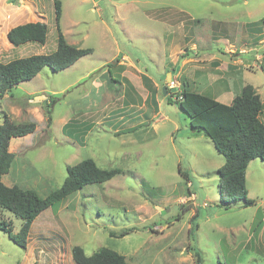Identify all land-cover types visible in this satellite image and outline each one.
Segmentation results:
<instances>
[{
	"label": "rangeland",
	"instance_id": "obj_1",
	"mask_svg": "<svg viewBox=\"0 0 264 264\" xmlns=\"http://www.w3.org/2000/svg\"><path fill=\"white\" fill-rule=\"evenodd\" d=\"M60 1L66 40L93 52L64 71L45 68L0 99V125L5 118L36 124L10 141L15 158L2 182L45 198L62 186L68 166L85 159L122 173L42 212L25 249L0 230V264H76L75 246L88 256L106 247L131 264H196L198 252L203 264H264V162L247 169L254 206L219 208L229 201L219 186L225 158L192 132L176 104L182 88L169 95L153 88L161 74L229 105L252 85L264 105V0ZM34 22L48 26L45 45L8 42L9 30ZM57 38L55 0H0L2 63L53 53ZM118 48L137 68L115 55ZM103 70L111 83L93 85ZM0 213L17 234L22 220Z\"/></svg>",
	"mask_w": 264,
	"mask_h": 264
},
{
	"label": "trees",
	"instance_id": "obj_2",
	"mask_svg": "<svg viewBox=\"0 0 264 264\" xmlns=\"http://www.w3.org/2000/svg\"><path fill=\"white\" fill-rule=\"evenodd\" d=\"M62 13L61 1L55 0L58 38L53 53L19 58L7 63L0 61V99L21 83L34 79L45 68L61 72L93 52L92 49L78 48L68 43L60 27ZM47 36L48 26L44 22L18 25L7 33L8 42L14 47L28 43L45 45ZM167 92H170L169 89ZM178 97L182 99H176V104L187 115L192 132L206 136L225 158L224 165L218 169L219 186L229 201L221 200L217 206L224 210H229L233 204L241 207L254 206L255 202L248 198L247 169L255 159L264 162V122L261 120L264 105L256 88L252 85L244 86L240 95L229 105L186 89ZM167 99L171 102L169 97ZM54 102L52 100L47 103L48 125L52 124L51 107ZM35 129L36 124L33 122L17 125L7 118L0 125V210L10 212L22 220L19 232L13 236L11 225L3 220L0 213V230L24 249L27 247L31 226L42 212L88 185L104 184L122 173L120 169H102L93 159H85L77 165L68 166L67 177L62 186L45 198L34 190L17 185L6 186L2 178L10 172L15 158L9 151L10 141L32 134ZM133 231L134 229L125 230L120 236L125 237ZM195 256L196 264H203L200 253ZM72 258L76 264H131L126 261L125 256L106 247L88 256L82 247L75 246Z\"/></svg>",
	"mask_w": 264,
	"mask_h": 264
},
{
	"label": "crops",
	"instance_id": "obj_3",
	"mask_svg": "<svg viewBox=\"0 0 264 264\" xmlns=\"http://www.w3.org/2000/svg\"><path fill=\"white\" fill-rule=\"evenodd\" d=\"M151 36V35H150ZM127 38L129 39V37L127 36ZM236 46H230L229 47V52L230 51H233L231 48H235ZM192 49H195V46H193L192 47ZM231 49V50H230ZM188 50V49H187ZM180 51H182V48H181V50ZM241 51H243V50H241ZM115 55H118V56H121L122 58H123V60L124 61H126V63L127 64H129L130 66H133L134 68H137V63L130 57V55L129 54H124L123 52H122V50H121V48H118L117 50H116V52H115ZM114 55V56H115ZM231 55V54H230ZM170 58V57H169ZM196 59H199V58H196ZM196 59H186L185 60V63H187V62H189V61H196ZM108 63V62H107ZM106 63V64H107ZM103 67H105V66H103ZM235 67V66H234ZM129 70H125L124 71V73H131V69L130 68H128ZM109 73L110 72H108V71H106V70H103V72H101V74H100V77L99 78H95L94 80H93V85H95V84H109V83H111L110 81H108V76H110L109 75ZM183 73V70H180V72H179V75H178V77L176 78L177 80H178V78H180V76H181V74ZM226 74V73H225ZM108 75V76H107ZM222 75V73H219V76H217V78L218 79H216L217 80V82H224V80L226 79V78H224V77H222L221 76ZM146 76V75H145ZM37 77V76H36ZM148 77V76H147ZM149 78V77H148ZM150 79V78H149ZM176 79H175V81H176ZM151 80V79H150ZM228 80V79H227ZM170 83H171V79L169 78V83H167V82H163V76H161V74H159L158 76H157V78L153 81V85H154V87L153 88H156V89H160V91H162L163 90V87H166L167 89H169L170 91H173L174 92V90H178V89H181L182 88V91L183 90H185L186 88H185V86L186 87H188L189 86V83L188 84H185V83H183L182 84V86L179 88V86H177V87H175L173 90H171V87H170ZM178 88V89H177ZM184 88V89H183ZM168 93V92H167ZM166 95H169V93L168 94H166ZM234 99V98H233ZM233 99H232V101H233ZM232 101H231V103H232ZM156 104L158 105V106H160V101L158 100V99H156Z\"/></svg>",
	"mask_w": 264,
	"mask_h": 264
},
{
	"label": "built area",
	"instance_id": "obj_4",
	"mask_svg": "<svg viewBox=\"0 0 264 264\" xmlns=\"http://www.w3.org/2000/svg\"><path fill=\"white\" fill-rule=\"evenodd\" d=\"M175 82H171V85H170V87H171V89H174L175 87ZM177 99H182L181 97H177Z\"/></svg>",
	"mask_w": 264,
	"mask_h": 264
},
{
	"label": "water",
	"instance_id": "obj_5",
	"mask_svg": "<svg viewBox=\"0 0 264 264\" xmlns=\"http://www.w3.org/2000/svg\"><path fill=\"white\" fill-rule=\"evenodd\" d=\"M174 91H176V90H174ZM163 92L165 95L167 94V88L166 87H163Z\"/></svg>",
	"mask_w": 264,
	"mask_h": 264
}]
</instances>
